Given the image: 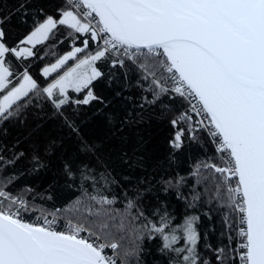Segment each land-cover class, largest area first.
<instances>
[{
    "label": "snow or ice",
    "instance_id": "6c2138e0",
    "mask_svg": "<svg viewBox=\"0 0 264 264\" xmlns=\"http://www.w3.org/2000/svg\"><path fill=\"white\" fill-rule=\"evenodd\" d=\"M4 9L0 0V137L6 124H23L30 108L43 111L47 104L79 138L82 158L65 160L61 169L66 186L81 195L48 207V189L38 191L22 178L48 168L55 141L40 153L17 151L19 141L8 147L0 139V264H130L132 257L142 264L145 239L159 241L162 264H264V0H60L54 9L19 0ZM14 16L27 25L15 39ZM61 29L65 35L57 40ZM64 39L71 50L57 56L55 45ZM52 41V50L43 51ZM47 56L54 62L34 74ZM101 80L118 85L115 96L132 103L122 117L107 114L114 134L159 109L157 118L172 129L170 159L186 144L204 149L191 175L206 185L207 202L221 214L216 243L198 227L199 215L176 224L163 203L146 214L151 174L130 181L124 207H112L118 198L105 192L117 181L65 114L93 104L103 113L112 101L96 92ZM132 89L137 97L124 95ZM165 98L179 99V107ZM120 159L143 169L135 153ZM22 160L27 167L18 168ZM184 181L156 183L167 192ZM201 195L194 192L189 207Z\"/></svg>",
    "mask_w": 264,
    "mask_h": 264
},
{
    "label": "trees",
    "instance_id": "16d2710c",
    "mask_svg": "<svg viewBox=\"0 0 264 264\" xmlns=\"http://www.w3.org/2000/svg\"><path fill=\"white\" fill-rule=\"evenodd\" d=\"M18 2L19 0H5L4 10L10 11L17 6ZM35 2L43 3L46 7L54 9L59 5L60 0H35ZM10 27L13 39L27 29V25L19 24L15 16ZM64 35L65 29H61L56 39H62ZM54 43V41L49 42V46L43 51L52 50ZM77 44L79 45V42ZM69 50L71 47L68 39H64L63 43L55 45L54 48L57 56ZM52 62H54V57L47 56L42 62H37L32 69L33 73L35 74L38 69ZM72 63L74 62L71 61L70 65ZM101 70L107 71L108 69L105 66ZM95 90L99 95L112 101L103 113L97 112L98 106L93 104L80 107L75 115H73V108L68 107L65 114L74 119L80 127V137L96 146V158L109 166L111 175L117 181L105 192L107 195H114L118 198L117 203L112 207L122 209L125 203L123 190L130 187L131 183H134L141 176L151 174L154 178L153 191L148 193L144 199L146 214H150L153 208L159 207L163 203L166 205L168 213L175 218L174 223L176 224L181 223L187 215H199L201 219L198 227L202 232L208 234L209 242L216 243L220 238L219 233L222 231L221 214L214 203L207 202L206 185L204 183L197 184L198 177L191 175L195 163L204 158V149L195 143L186 144L183 149L174 153L173 159H170L172 149L169 147L168 141L172 135V129L167 119L157 118L159 109H156L155 113L146 112L143 123L131 129L125 128L123 132L114 134L107 114L122 117L132 108V103L125 100L123 96L116 97L115 92L119 90V86L113 84L112 87H109L106 80L97 81ZM70 95L74 99L79 98V94L70 92ZM124 95H132L135 98L139 92L132 89L131 92L125 91ZM165 103H173L174 107H179L180 100L170 102L165 98ZM5 127L7 128V135L0 137V139L8 147H12L19 141L20 143L16 147L17 151L37 150L43 153L49 142L55 141L56 146L52 149L51 155L46 158L48 168L38 174L22 178V182L31 184L38 191L48 189L45 194L52 197L48 207L53 205L62 207L81 195L80 191L75 188L67 187L61 176L62 164L65 160L82 158L78 156L79 138L64 126L61 119L52 117V109L49 105L45 104L43 111L30 108L25 123L16 122L6 124ZM124 152L128 153L129 156L135 153L136 156L142 158L143 169H130L124 164L120 159L121 153ZM208 152L209 154L212 153L210 145ZM96 158L89 157L94 165ZM17 167L25 168L27 165L22 160ZM180 176L185 178L184 183L178 188H169L167 192L163 191L161 186L156 183L161 177L177 178ZM124 177L129 179L125 180ZM49 185H51L50 188ZM194 192H199L202 195L201 200L196 202V207L192 208L189 207V203ZM181 196L187 197V199H181ZM126 245L131 246V240L126 241ZM158 245V240H144L142 244L144 251L139 257L142 264H162V257L157 251ZM130 264H136L135 257L130 258Z\"/></svg>",
    "mask_w": 264,
    "mask_h": 264
},
{
    "label": "rangeland",
    "instance_id": "374dc122",
    "mask_svg": "<svg viewBox=\"0 0 264 264\" xmlns=\"http://www.w3.org/2000/svg\"><path fill=\"white\" fill-rule=\"evenodd\" d=\"M78 46H79V45H78ZM69 51H70V50H69ZM70 62H71V61H69V62H68V63H69V65H70ZM52 63H53V62H52ZM46 66H47V65H46Z\"/></svg>",
    "mask_w": 264,
    "mask_h": 264
},
{
    "label": "built area",
    "instance_id": "2783aa9c",
    "mask_svg": "<svg viewBox=\"0 0 264 264\" xmlns=\"http://www.w3.org/2000/svg\"><path fill=\"white\" fill-rule=\"evenodd\" d=\"M109 254H111V253L109 252Z\"/></svg>",
    "mask_w": 264,
    "mask_h": 264
}]
</instances>
